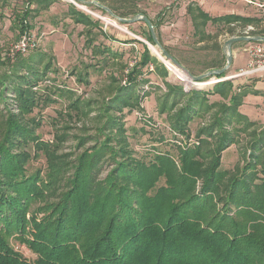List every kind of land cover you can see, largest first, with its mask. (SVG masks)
Instances as JSON below:
<instances>
[{
    "label": "trees",
    "instance_id": "16d2710c",
    "mask_svg": "<svg viewBox=\"0 0 264 264\" xmlns=\"http://www.w3.org/2000/svg\"><path fill=\"white\" fill-rule=\"evenodd\" d=\"M30 1L26 5H33ZM143 1L98 0L122 19L148 17L140 7ZM71 8L69 16L90 28L86 46L93 59L100 56L107 65L118 58L109 47L95 44L100 35L109 38L101 30L94 33L99 22ZM190 14L199 42L214 38L207 34L209 24H224L221 33L233 37L244 36L237 34L238 29L253 27L250 36L264 37V17L214 18L202 9ZM146 40L155 46L150 31ZM140 44L143 53L127 76V86L119 87L98 115L103 125L97 128L93 146L74 161L71 155L58 154V145L54 149L36 135L41 125L32 117L34 111L55 102L48 97V85L42 88L57 72L50 59L21 53L0 75V264H264V131L250 138L242 166L224 171L222 153L253 126L239 111L240 96L223 93L233 81L221 82L213 91L189 92L182 84L165 81L168 91L160 106L173 134L171 149L150 147L145 155L134 157L125 140L128 131L119 120L124 119V109L142 110L147 96L143 90L150 84L144 78L146 68L169 76L147 45ZM165 50L197 75L194 67ZM225 62L220 56L203 69L220 70ZM56 90L69 102V109L83 110L84 104L79 105L71 92ZM214 93L227 96L229 103L221 107L210 103L206 97ZM199 118L209 123L191 140L190 125ZM158 140L168 143L163 135ZM40 155L50 163L49 169L30 172L28 165ZM13 241L24 244L36 259H25Z\"/></svg>",
    "mask_w": 264,
    "mask_h": 264
},
{
    "label": "rangeland",
    "instance_id": "374dc122",
    "mask_svg": "<svg viewBox=\"0 0 264 264\" xmlns=\"http://www.w3.org/2000/svg\"><path fill=\"white\" fill-rule=\"evenodd\" d=\"M27 1L0 0V75L9 69L12 60L21 54L18 52V46L22 42L30 45L27 54L40 53L50 59L57 72L48 76L49 79L42 88L46 89L48 85V97L55 102L48 106H40L34 111L32 117L38 119L41 125L36 135H39L43 141L51 143L54 149L58 145L57 153L71 155L70 161H74L83 151L93 146L92 139L98 135L97 128L103 125V120H98L99 114L105 111L108 103L115 97L117 89L127 86V76L140 61L143 53V46L140 43L150 44L146 40L149 29L142 21L130 24L120 22L93 4H100L98 0H83L84 3L60 0L46 3V5H37V0L30 1L33 5H26ZM71 6L99 22V29L97 25L93 28L94 33L97 34L101 30L109 38L100 35L95 44L109 47L115 54L120 55L118 58L110 59L107 65L100 61V56L93 59L91 50L86 46L91 36L87 34L90 28L77 23L69 16ZM189 6L192 10L188 12L191 8ZM140 7L157 25V29L154 27V30L164 49H168L186 64L194 67L197 71L194 77L209 74L211 71H205L203 68L207 63L211 65L216 62L220 56L226 59L223 69H227L225 72L227 75L223 78L209 76L196 83L168 62L175 72L183 74L190 81L184 82L147 46L152 56L156 57L168 70L169 76H163V73H160L162 71H157L154 67H150L151 72H148L147 68L144 70V78L149 80L150 84L143 90L147 96L141 103L142 110L129 112L130 110L124 109V119L119 120L128 131V140H125L129 150L134 157L140 158L150 147L160 148L163 151L171 149L170 142L174 141L173 134L169 128L167 114L161 112L160 106L168 91L165 81L172 85L182 84L187 92L190 90L213 91L217 84L233 81V87L226 88L223 93L229 95L234 92L240 96L239 111L247 115L253 126L248 127V132L236 136L235 144L222 153V169L232 172L237 166H242L246 156L245 151L253 134L264 131V81H261L264 75L247 74L250 71V48L256 43H240L236 49L232 47V62L229 64L226 43L233 36L221 33V30H225L227 26L209 24L207 34L214 38L199 42V39L194 36L190 12L202 9L214 18L227 15L262 18L264 17V0H145ZM136 17L137 15H134L127 19ZM241 32L243 29L237 30V34ZM217 45L221 46L220 51L216 48ZM98 62H101L100 66H96ZM94 67H100V69L96 70ZM79 75H81L80 78ZM236 76L238 78H234ZM78 79H84L85 82H80ZM212 80H215V83L208 87L196 86L198 83ZM56 89L71 92L70 95L74 97V100L80 101L79 105L84 104L83 110L79 113L75 109H69V102L62 96L56 95L55 91H58ZM254 91L259 95H254ZM206 98L210 103L219 104V107L229 103L227 96L224 97L220 93L207 95ZM114 113L116 117H123L119 112ZM208 123L206 119L200 118L192 122L191 140H196L200 128ZM160 135H163L168 143H159ZM81 140L86 141L84 147L80 146ZM49 164L46 158L40 155L30 162L28 168L30 172L43 170L45 173L49 169ZM72 174V172L67 173L65 177ZM106 174L107 172H104L102 178ZM13 246L15 251L25 259L31 262L36 259V255L24 244L13 241Z\"/></svg>",
    "mask_w": 264,
    "mask_h": 264
},
{
    "label": "water",
    "instance_id": "95a60500",
    "mask_svg": "<svg viewBox=\"0 0 264 264\" xmlns=\"http://www.w3.org/2000/svg\"><path fill=\"white\" fill-rule=\"evenodd\" d=\"M75 1L78 2V3H84L83 0H75ZM93 4L95 6H97V7H99L100 9H104L112 17L117 18L122 23L130 24V23H134L136 21H142L143 23H145L146 26L148 27L152 37H153L155 46L161 51L162 55L165 57V59H167V62H169L170 64H172L175 67H177L178 69H180L190 80H192L194 82H201L206 77H209V76H220V75H223L226 72L227 69H222V70H218V71H211L207 75H203V76H200V77H194L182 65H180V63L170 53H168L164 49V47L158 41L157 35L155 33V30H154V26L152 24V21L148 17H146L144 15H138L135 19H131V20L122 19V18L116 17L108 8L102 6L101 4H99V3H93ZM238 43H264V37L263 36H240V37L238 36V37H232L226 43V49L228 50V63L229 64L232 62V47H233V45L238 44ZM146 45L149 47L148 44H146ZM234 78H238V77H234Z\"/></svg>",
    "mask_w": 264,
    "mask_h": 264
},
{
    "label": "built area",
    "instance_id": "2783aa9c",
    "mask_svg": "<svg viewBox=\"0 0 264 264\" xmlns=\"http://www.w3.org/2000/svg\"><path fill=\"white\" fill-rule=\"evenodd\" d=\"M252 31H254V28L248 27L240 34L244 36H250V32ZM29 48H30V45L28 43L22 42L18 46V50H19L18 52L25 54L29 51ZM250 57H251V61L249 63L250 71H248L247 74L251 75V74L259 73V74L264 75V43L254 44L253 47L250 48ZM239 76H243V75H239Z\"/></svg>",
    "mask_w": 264,
    "mask_h": 264
},
{
    "label": "bare ground",
    "instance_id": "6f19581e",
    "mask_svg": "<svg viewBox=\"0 0 264 264\" xmlns=\"http://www.w3.org/2000/svg\"><path fill=\"white\" fill-rule=\"evenodd\" d=\"M79 6V5H78ZM80 8H82V9H85L84 7H82V6H79ZM149 47H150V50L152 51V53L155 55V56H157L161 61H163L168 67H169V69L173 72V73H175L176 75H177V77L180 79V80H182V81H184V82H187V83H189L190 81L185 77V76H183V74L181 75V74H179V73H177V72H175V70H174V68L164 59V57H163V55H162V53H161V51L157 48V47H155V46H153V45H151V44H149ZM197 83V82H196ZM213 83H215V80H212V81H207V82H204V83H198V84H196V86L197 87H208V86H210V85H212ZM195 86V85H194Z\"/></svg>",
    "mask_w": 264,
    "mask_h": 264
},
{
    "label": "crops",
    "instance_id": "0c3cea01",
    "mask_svg": "<svg viewBox=\"0 0 264 264\" xmlns=\"http://www.w3.org/2000/svg\"><path fill=\"white\" fill-rule=\"evenodd\" d=\"M240 44H238V45H236L235 47H234V49H236L238 46H239ZM235 62L237 63V60H236V58H235ZM237 67V66H236ZM235 70V69H234ZM261 81H264V78L262 77V79H261ZM258 96V95H257ZM240 113H242L241 111H240ZM243 115H245V116H247L245 113H242Z\"/></svg>",
    "mask_w": 264,
    "mask_h": 264
}]
</instances>
